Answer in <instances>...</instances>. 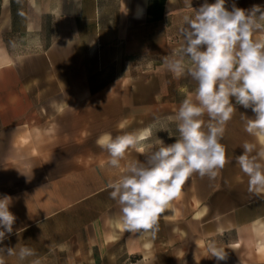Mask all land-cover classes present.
I'll use <instances>...</instances> for the list:
<instances>
[{
    "label": "crops",
    "instance_id": "crops-1",
    "mask_svg": "<svg viewBox=\"0 0 264 264\" xmlns=\"http://www.w3.org/2000/svg\"><path fill=\"white\" fill-rule=\"evenodd\" d=\"M204 3L0 0V198H11L16 217L0 249L17 253L0 251L4 264H264V191L250 192L236 163L245 142L258 151L264 138L245 130L255 113L234 97L225 166L214 179L191 175L154 234L126 232L106 187L128 161L179 138L168 118L197 82L176 77L165 58L184 46L189 5ZM233 5L264 9V0H226ZM145 132L120 168L97 145L104 134ZM212 244L226 259L210 256ZM25 246L35 255L21 260Z\"/></svg>",
    "mask_w": 264,
    "mask_h": 264
},
{
    "label": "clouds",
    "instance_id": "clouds-1",
    "mask_svg": "<svg viewBox=\"0 0 264 264\" xmlns=\"http://www.w3.org/2000/svg\"><path fill=\"white\" fill-rule=\"evenodd\" d=\"M31 3L37 7L36 0ZM189 7L192 12L184 15L180 28L184 46L179 55L165 58L168 70L176 77L187 74L197 82L194 94L168 118L175 122L179 138L168 145L161 140V146L150 151L143 162L128 161L123 174L106 185L111 189L110 198L119 206V223L129 233L154 234L160 216L180 196L191 175L214 179L223 169L226 150L220 140L236 111L233 97L236 104L255 113L245 130L264 138V40L253 39L254 32H264V9L254 5L245 10L233 5L228 10L226 0L212 4L205 0L199 9ZM147 135L104 134L97 145L107 150L109 166L120 168L128 150ZM242 148L236 163L249 177L248 190L259 194L264 191V147L257 151L254 144L245 142ZM10 202V197L0 198V241L12 233L16 220L9 210ZM0 251L17 254L15 248ZM209 252L217 260L226 259L224 250L214 244L209 245ZM33 255L35 251L27 246L18 252L21 260ZM0 264H4L2 259Z\"/></svg>",
    "mask_w": 264,
    "mask_h": 264
},
{
    "label": "rangeland",
    "instance_id": "rangeland-1",
    "mask_svg": "<svg viewBox=\"0 0 264 264\" xmlns=\"http://www.w3.org/2000/svg\"><path fill=\"white\" fill-rule=\"evenodd\" d=\"M47 229H46V235H51V229H49V230H47ZM50 264H52V263H50Z\"/></svg>",
    "mask_w": 264,
    "mask_h": 264
}]
</instances>
